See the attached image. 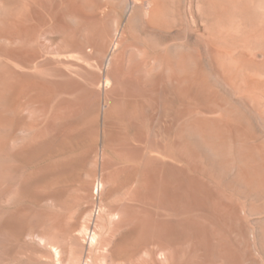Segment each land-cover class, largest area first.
Listing matches in <instances>:
<instances>
[{"label": "rangeland", "instance_id": "1", "mask_svg": "<svg viewBox=\"0 0 264 264\" xmlns=\"http://www.w3.org/2000/svg\"><path fill=\"white\" fill-rule=\"evenodd\" d=\"M0 264H264V0H0Z\"/></svg>", "mask_w": 264, "mask_h": 264}, {"label": "bare ground", "instance_id": "2", "mask_svg": "<svg viewBox=\"0 0 264 264\" xmlns=\"http://www.w3.org/2000/svg\"><path fill=\"white\" fill-rule=\"evenodd\" d=\"M87 233L89 234V237L92 238V240H94V230L88 229Z\"/></svg>", "mask_w": 264, "mask_h": 264}]
</instances>
